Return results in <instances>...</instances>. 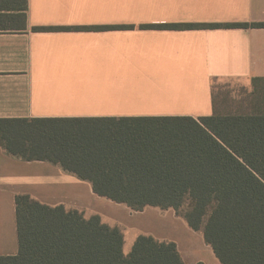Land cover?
I'll return each mask as SVG.
<instances>
[{
  "label": "crops",
  "instance_id": "1",
  "mask_svg": "<svg viewBox=\"0 0 264 264\" xmlns=\"http://www.w3.org/2000/svg\"><path fill=\"white\" fill-rule=\"evenodd\" d=\"M223 79L264 99V0H0V120H76L89 138L67 167L0 146V257L20 252L16 198L30 195L118 227L126 255L147 235L175 243L185 264H221L174 210L133 211L93 186L152 173L127 165L163 152L169 121L223 115L213 89Z\"/></svg>",
  "mask_w": 264,
  "mask_h": 264
},
{
  "label": "trees",
  "instance_id": "2",
  "mask_svg": "<svg viewBox=\"0 0 264 264\" xmlns=\"http://www.w3.org/2000/svg\"><path fill=\"white\" fill-rule=\"evenodd\" d=\"M75 122L0 120V146L14 158L67 167L87 156L89 138ZM168 124L169 132L160 136L163 152L152 153L147 163L127 165L152 173L94 185V192L137 212L174 210L203 233L221 264H264V110L255 106L247 113ZM16 207L20 252L0 257V264H185L173 242L141 235L126 255L123 232L98 217L67 216L65 206L50 207L30 195L17 196Z\"/></svg>",
  "mask_w": 264,
  "mask_h": 264
},
{
  "label": "rangeland",
  "instance_id": "3",
  "mask_svg": "<svg viewBox=\"0 0 264 264\" xmlns=\"http://www.w3.org/2000/svg\"><path fill=\"white\" fill-rule=\"evenodd\" d=\"M214 98L220 114H242L260 106L264 99L249 92L246 81L218 80L213 84Z\"/></svg>",
  "mask_w": 264,
  "mask_h": 264
}]
</instances>
